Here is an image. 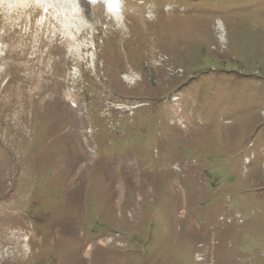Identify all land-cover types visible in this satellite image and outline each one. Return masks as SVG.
<instances>
[{
  "label": "rangeland",
  "instance_id": "obj_1",
  "mask_svg": "<svg viewBox=\"0 0 264 264\" xmlns=\"http://www.w3.org/2000/svg\"><path fill=\"white\" fill-rule=\"evenodd\" d=\"M36 1L0 0V264H264V0Z\"/></svg>",
  "mask_w": 264,
  "mask_h": 264
},
{
  "label": "bare ground",
  "instance_id": "obj_2",
  "mask_svg": "<svg viewBox=\"0 0 264 264\" xmlns=\"http://www.w3.org/2000/svg\"><path fill=\"white\" fill-rule=\"evenodd\" d=\"M22 4H21V6H20V8H22L23 7V9H22V11H24V8H25V6H26V4H28V0L26 1V0H19ZM30 1H32V0H30ZM33 1H36V0H33ZM87 2H88V0H87ZM14 3V2H13ZM33 3V2H32ZM36 3H37V1H36ZM69 3L71 4V3H73V4H71V8H70V11H69V15H78L79 14V16L80 17H83V16H86V14H87V12L89 11L87 8H90L89 7V4L88 3H86V0H77L76 2H75V0H55L54 1V5L57 7V9H59L58 7L61 5V8H62V4L63 5H68V6H70L69 5ZM117 3H116V0L114 1V0H109V2H108V5L106 6V11H107V13H108V15L109 16H112L113 15V18L114 17H117V14H121V12H120V8H118V6L116 5ZM13 5V4H12ZM17 6V5H16ZM28 6V5H27ZM18 9L17 10H19V7H17ZM28 9V8H27ZM26 9V10H27ZM17 10H16V12H17ZM59 10H61V9H59ZM66 10H67V8H66ZM17 13H19V12H17ZM16 13V14H17ZM62 13V12H61ZM122 15V14H121ZM68 16V15H67ZM70 16V17H71ZM77 16H75V18H76ZM68 18H69V16H68ZM84 20V19H83ZM18 21V20H17ZM75 23V22H74ZM76 24V23H75ZM74 24V25H75ZM81 25V24H80ZM77 26V25H76ZM68 46H71V44H69V42H68ZM68 100H72L71 98H68Z\"/></svg>",
  "mask_w": 264,
  "mask_h": 264
},
{
  "label": "snow or ice",
  "instance_id": "obj_3",
  "mask_svg": "<svg viewBox=\"0 0 264 264\" xmlns=\"http://www.w3.org/2000/svg\"><path fill=\"white\" fill-rule=\"evenodd\" d=\"M92 2H95V0H92Z\"/></svg>",
  "mask_w": 264,
  "mask_h": 264
}]
</instances>
